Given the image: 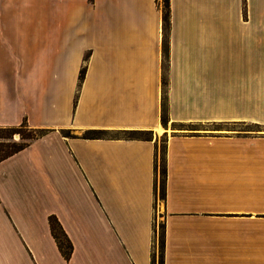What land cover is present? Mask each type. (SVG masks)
<instances>
[{"label": "crops", "instance_id": "0c3cea01", "mask_svg": "<svg viewBox=\"0 0 264 264\" xmlns=\"http://www.w3.org/2000/svg\"><path fill=\"white\" fill-rule=\"evenodd\" d=\"M169 2L0 0V264H154L160 158L164 264H264V0Z\"/></svg>", "mask_w": 264, "mask_h": 264}, {"label": "trees", "instance_id": "16d2710c", "mask_svg": "<svg viewBox=\"0 0 264 264\" xmlns=\"http://www.w3.org/2000/svg\"><path fill=\"white\" fill-rule=\"evenodd\" d=\"M158 5L162 8L160 1L158 0ZM163 14H164V28L167 30V28L170 25V2L169 0H163ZM164 52L165 56H169V48H168V42L167 39H164ZM84 75V70L81 72V77ZM164 84H166V78L164 77ZM162 120L163 123L166 124L168 121V114L166 110V103L164 101L163 104V111H162ZM0 131L6 132V134L0 135V137H5L8 139L7 142H1L0 141V160L8 157L9 155L21 150L22 148L26 147L33 139L42 136L46 130L43 128H34L31 127L28 124L27 119H24L20 124L13 125V126H0ZM28 131V132H26ZM18 132L20 133L21 138H27V140L24 141H17L13 139L14 134ZM105 131H93L94 135L103 134ZM143 133H151L150 131L145 130H124L116 132V134H122L127 137H145L150 138L151 136H142L140 134ZM5 146V148L3 147ZM161 182H160V194L161 196L164 193V183H165V177H166V166L165 161L163 159L162 167H161ZM50 220V226L52 233L54 237L56 238V241L58 243V246L62 252V254L65 256V258L70 259L72 252H73V243L68 236L67 232L63 228L60 220L57 216L51 215L49 217ZM153 262L154 264H164V229L159 235V259L157 261V254L154 252L153 256Z\"/></svg>", "mask_w": 264, "mask_h": 264}, {"label": "rangeland", "instance_id": "374dc122", "mask_svg": "<svg viewBox=\"0 0 264 264\" xmlns=\"http://www.w3.org/2000/svg\"><path fill=\"white\" fill-rule=\"evenodd\" d=\"M48 1V0H47ZM49 1H52V2H56L58 0H49ZM160 1V4L163 8V0H159ZM53 3V4H54ZM43 4H44V0H38V8H43ZM164 101L166 103V110H167V114H168V121L165 125H169L171 126V123H170V118H169V107H168V96L166 94V92L164 91V94H163V98H162V111H163V104H164ZM178 125V124H176ZM188 126L190 127H194V126H198V125H194V124H188ZM256 128V126H255ZM28 132V131H26ZM260 133H261V136L264 137V80L261 81V125H260ZM2 134H6V132L4 131H0V135ZM142 136H151L152 137V134L151 133H143V134H140ZM156 138V135H153V138ZM13 139L17 140V141H24V140H27V138H21L20 136V133L16 132L13 136ZM0 141L1 142H7L8 139H6L5 137H0ZM165 142H166V136H162L160 135L159 136V150H160V153H161V150L164 148V145H165ZM5 148V146H3ZM2 151H0L1 153ZM162 160L160 158V161H159V167H160V176H159V199H158V207H159V210H158V222H157V235H156V254H157V261L159 259V235L160 233L162 232L163 230V223H162V219H163V216L161 214V212L163 211V202H162V197H161V194H160V182H161V167H162ZM161 197V198H160Z\"/></svg>", "mask_w": 264, "mask_h": 264}]
</instances>
